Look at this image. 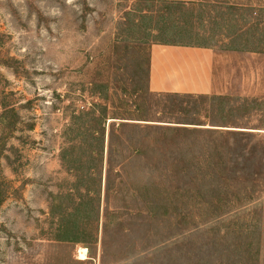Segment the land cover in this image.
<instances>
[{"label":"rangeland","instance_id":"374dc122","mask_svg":"<svg viewBox=\"0 0 264 264\" xmlns=\"http://www.w3.org/2000/svg\"><path fill=\"white\" fill-rule=\"evenodd\" d=\"M0 264H264V0H0Z\"/></svg>","mask_w":264,"mask_h":264},{"label":"crops","instance_id":"0c3cea01","mask_svg":"<svg viewBox=\"0 0 264 264\" xmlns=\"http://www.w3.org/2000/svg\"><path fill=\"white\" fill-rule=\"evenodd\" d=\"M217 58L210 47L153 45L149 87L155 92L211 94L215 91L213 74Z\"/></svg>","mask_w":264,"mask_h":264},{"label":"trees","instance_id":"16d2710c","mask_svg":"<svg viewBox=\"0 0 264 264\" xmlns=\"http://www.w3.org/2000/svg\"><path fill=\"white\" fill-rule=\"evenodd\" d=\"M201 4L204 5L203 2H201ZM231 41H234V36L232 37ZM205 47H207V46H205ZM229 49H231L233 51L234 50L237 51V50H243L244 48H241V47H238V46H235V45H231V47ZM66 240H71V239L70 238H66Z\"/></svg>","mask_w":264,"mask_h":264},{"label":"bare ground","instance_id":"6f19581e","mask_svg":"<svg viewBox=\"0 0 264 264\" xmlns=\"http://www.w3.org/2000/svg\"><path fill=\"white\" fill-rule=\"evenodd\" d=\"M86 252H87V249L86 248H81L80 249V257L82 259H85L86 258Z\"/></svg>","mask_w":264,"mask_h":264}]
</instances>
